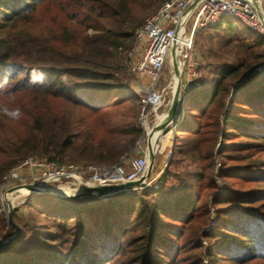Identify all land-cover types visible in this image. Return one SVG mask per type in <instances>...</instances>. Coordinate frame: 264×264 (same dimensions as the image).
<instances>
[{
	"label": "trees",
	"instance_id": "1",
	"mask_svg": "<svg viewBox=\"0 0 264 264\" xmlns=\"http://www.w3.org/2000/svg\"><path fill=\"white\" fill-rule=\"evenodd\" d=\"M51 3L66 10L70 19L76 18L75 24L64 23L59 31L47 34L29 31L41 8ZM132 5V0H0V181L30 155L60 163L109 165L134 152L135 139L142 133L136 123L139 97L123 87L119 58L140 24ZM55 21L50 24L57 26ZM80 25L83 30L76 29ZM208 29L236 36L241 60L210 83L204 76L184 94L179 108L183 116L179 114L175 124L167 170L158 189L143 185L141 193L117 191L82 198L43 194L37 199L35 195L42 193H32L24 201L30 220L12 213L19 234L0 247V264L264 262V187L231 189L232 195L214 200L229 204L240 217L230 227L218 222L205 232L208 209L197 207L194 192L185 184L167 185L176 178L171 166L181 159L201 158L210 170L217 157L223 156L221 165L224 159L232 160L231 155H221L223 148L234 153L264 146L260 144L264 142V67L255 70L264 59V51L257 49L264 47V38L233 17L222 18L195 36ZM55 101L63 103V110L55 108ZM240 106L252 108L255 119L244 117ZM15 110L22 115H15ZM226 137L231 142L261 141L227 146ZM228 170L241 180L264 182V160L257 166L246 163ZM228 173L218 169L215 174L225 178ZM213 176L209 175V188ZM0 227H6L1 212ZM13 230L9 225L7 233Z\"/></svg>",
	"mask_w": 264,
	"mask_h": 264
},
{
	"label": "built area",
	"instance_id": "2",
	"mask_svg": "<svg viewBox=\"0 0 264 264\" xmlns=\"http://www.w3.org/2000/svg\"><path fill=\"white\" fill-rule=\"evenodd\" d=\"M253 2L259 10L253 7ZM226 17L238 19L248 30L264 38V0H162L157 9L134 30V45L131 50L140 51V56L130 70L143 81L142 95H139L141 107L138 114L139 126L143 133L134 143L137 156L128 158L122 156L119 162L111 165L85 166L67 165L45 157L27 156L2 175L0 195L3 194L7 185L10 183L14 185L17 182L19 184L12 188L19 194L27 185L49 189L72 186L77 179L80 180L77 191L91 186H106L138 180L147 165L148 149L144 146V142L154 133L153 123L150 120L152 112L156 111L160 105L170 104L171 99L167 96L171 91L170 88L174 89L175 86L174 82L172 86L169 84L159 86L162 69L171 59L172 45H175L179 60L183 88L199 84L204 77L205 69L195 58L193 51L195 35L199 30L213 26ZM263 67L264 59L255 70L260 71ZM172 130L173 127L170 133ZM23 169L39 171L32 175L33 180L30 184L24 182L20 184L24 180L21 175ZM145 181L143 184L146 183ZM136 187L121 191L132 193ZM26 190L28 193L17 204L24 203L26 197L33 193L32 190Z\"/></svg>",
	"mask_w": 264,
	"mask_h": 264
},
{
	"label": "rangeland",
	"instance_id": "3",
	"mask_svg": "<svg viewBox=\"0 0 264 264\" xmlns=\"http://www.w3.org/2000/svg\"><path fill=\"white\" fill-rule=\"evenodd\" d=\"M162 0H132V6H133V11L137 15V18L140 19V26L144 19L153 13L159 4L161 3ZM59 9V6L55 3H51L50 5H44V7L41 8L39 13L36 16V23L31 24L28 27L29 31H35V32H41L43 34L50 33L52 30L58 29L60 30L61 26L64 23L69 24V25H74L75 22L77 21L76 18L70 19L69 16H67V11L62 9ZM55 19L57 26L51 25L50 23ZM79 23V22H78ZM76 29L78 28L79 30H83L84 27L82 25L80 26H75ZM137 28V27H136ZM89 33L91 32L90 30L88 31ZM81 37V35H79ZM229 36L228 34L224 33L222 29H208L204 30L203 32H200L197 37L195 36L194 38V47L193 51L195 54L196 61L202 65L205 69V80H207L208 83L218 79L220 71L223 69L230 67L232 65H235L238 61L241 60V57H237V52L239 51L240 43L234 39L236 36ZM134 45V37L132 38V42L130 46L123 50L122 53L119 55L120 60L123 62L124 66V72L122 74V85L123 87L127 90L128 93H133L137 97L139 95H142L141 91L139 90H134L133 88L139 86L140 88L143 87V81L138 79L130 70L131 66L133 63H135L140 56V51H132L131 49L133 48ZM258 51L262 52L264 51V47L261 46L257 48ZM210 68H207V66ZM173 82L176 83L175 81V76H174V69H173V64L171 59L166 62L162 69V76L159 81V86H164L166 84L173 85ZM168 99H171L170 96H167ZM140 102V99H139ZM138 102V108L136 112V123H138V114L140 111L141 104L139 105ZM17 103V102H16ZM61 101H55L54 106L55 108L63 110L64 105ZM63 106V107H62ZM149 107V106H148ZM242 109H244L242 115L247 118H253L254 110L245 106H240ZM6 110H9L8 106H5ZM15 115H22V112L16 111L15 110ZM161 113V107L159 109H156V111L152 112V119L154 120L157 118V116ZM246 115V116H245ZM179 116V113H175V117ZM159 117V116H158ZM22 117L17 118L18 121L16 122L15 125H17ZM162 121V120H161ZM14 129L17 130V126H13ZM140 127V126H139ZM141 128V127H140ZM142 130V129H141ZM143 133V132H142ZM141 133V135H142ZM228 133V132H227ZM171 134V133H170ZM169 134V139H167L168 136H166V143L172 142V138H170ZM140 135V136H141ZM153 135V134H152ZM168 135V134H167ZM137 137V139L140 138ZM163 135H161L162 137ZM158 136V138H161ZM157 137H152L150 136V148L153 143L156 144L158 142L156 140ZM228 137H226L223 140V144L232 145V143H243V142H251L252 139L246 140L245 138H240L235 140L234 142L228 141ZM255 141V142H254ZM253 143H257L261 140L255 139ZM135 143V142H134ZM219 143V142H218ZM261 145H264L263 143H260ZM217 145L215 146V148ZM135 149V147H134ZM170 149L169 145L164 147L160 152H158L154 156V161L152 165V169L150 171V174L148 178L146 179V184H143L146 186L149 190H155L158 189L159 185H161V180L162 177L167 170V164L168 160L170 157ZM138 153L134 151V153H129L126 158L128 157H133L137 156ZM221 155H231L232 160L230 159H224L225 164L222 163V157H217L215 159V165L212 169H207L205 166L207 165L208 161H204L201 158L198 159H191V158H185L181 159L178 163H175L171 166L170 171L173 172L176 175V178L169 179L167 181V185L171 187L174 184H185L188 187V190L192 193L194 192L196 196V202H197V207L199 205H204L209 213L210 216H208L207 221H206V226L202 228L203 231L208 232L211 229H214L217 225L219 226L218 222L221 225H226L230 227L233 219L235 217L239 218L240 217V212L234 211V208L232 206H228L229 204H224V203H214V200L220 199L223 197H227L232 195L230 193L232 190L233 191H245L248 189H254L256 187H264V182L259 184L256 183V181H252L250 179L252 178H245V179H239L237 176H233L232 172H230L228 169L233 168V167H239L242 168L246 163H253L254 165H258L261 163V161L264 160V146L262 147H257V148H248L247 150H241L240 148L236 152H230V147L228 148H223L222 154ZM30 156H35V157H42L39 155H30ZM226 158V157H224ZM119 162V161H117ZM115 162V163H117ZM60 163V162H59ZM64 164L67 165H78V166H85L89 164H97V163H79V162H74V161H65ZM100 165H108V164H100ZM111 165V164H109ZM218 169H223V171H228L227 177H219L215 173L217 172ZM225 169V170H224ZM255 171L256 168H254ZM39 171L34 169V170H26L23 169L21 170V175L24 177L23 181L21 183H28L30 184L31 181L33 180L32 175L37 174ZM213 175V187H207V184L209 182V175ZM19 183H10L7 185L6 189H4V192L2 195H0V212L3 214L4 219L6 220V227L1 228L0 227V242L4 241L7 237L11 236L14 233V230L8 234V227L9 223L7 220V213L8 209L11 206L12 213L17 211L18 216L24 217L25 220H30L31 215L30 211L28 210L26 204L24 203H12L11 198H16L19 194L16 193L13 186L18 185ZM141 185V186H143ZM189 185V186H188ZM141 186H137L135 192L141 193L143 190L140 188ZM184 186V185H183ZM146 188V189H147ZM84 188H81L83 190ZM232 189V190H231ZM80 190V191H81ZM179 190H182V186L179 188ZM12 191V192H11ZM15 192V193H14ZM68 189L65 191V194H68ZM28 193V192H27ZM74 193V191H70V194ZM30 197V195H28ZM27 196V197H28ZM26 197V198H27ZM28 197V198H29ZM35 197L37 199H43L44 195L43 194H36ZM2 199V200H1ZM233 211V212H232ZM214 221L216 223H214ZM240 221V219L238 220ZM14 222V221H13ZM15 223V222H14ZM207 241V239H205ZM202 246L204 251H207L209 249L208 243L202 241ZM256 264H264L261 260L258 262H254ZM252 263V264H254Z\"/></svg>",
	"mask_w": 264,
	"mask_h": 264
},
{
	"label": "water",
	"instance_id": "4",
	"mask_svg": "<svg viewBox=\"0 0 264 264\" xmlns=\"http://www.w3.org/2000/svg\"><path fill=\"white\" fill-rule=\"evenodd\" d=\"M253 7L256 8L257 10H259L255 2H253ZM170 55H171V61L173 64L174 76H175L176 83L174 86V92L172 95L171 103H170L168 109L162 113L164 116L163 120L156 127L159 130L160 134L163 136L164 135L168 136L170 134V131H171L173 125H175L177 120H178V116L177 117H174V116H175V113L179 109V103L181 100L180 90L183 89V85L181 84V70H180V66H179V60H178L176 52H175V45L174 44L172 45V47L170 49ZM149 140H150V138H149ZM157 147H158V142H156L154 149H151L149 147L147 165H146V168L144 170V173L142 174V176L138 180L125 182V183H119V184H111V185H106V186L86 187L83 190L77 191V192L72 193V194H60V193L52 192L49 189H42L39 187H34L33 185H27L23 188L28 189V190H32L33 193H42V194L54 196V197L82 198V197H87V196L108 195V194H111V193H114L117 191H121V190L126 189V188H132L135 186H139V185L143 184V182L148 178V176L150 174ZM7 220H8V223L14 228V233L11 236L7 237L4 241H1L0 247L5 246L6 244L15 240L19 234V227L13 222V219H12L11 206L8 209Z\"/></svg>",
	"mask_w": 264,
	"mask_h": 264
},
{
	"label": "crops",
	"instance_id": "5",
	"mask_svg": "<svg viewBox=\"0 0 264 264\" xmlns=\"http://www.w3.org/2000/svg\"><path fill=\"white\" fill-rule=\"evenodd\" d=\"M198 85V84H197ZM197 85H195V86H197ZM195 86H191V87H188V88H183V89H181L180 90V98H181V100H180V103H179V108L181 107V104H182V101H183V97H184V94L187 92V91H189V90H191L192 88H194ZM134 90H140V91H142V88H140L139 86H137V87H135V88H133ZM169 89V88H168ZM170 93H168V95L169 96H171L170 98H171V100H172V95H173V92H174V89H171L170 88ZM170 103H171V101H170ZM170 105V104H169ZM169 105H160L157 109H159L160 107H161V111H162V113L164 112V111H166L167 109H168V107H169ZM179 114H180V116L182 117L183 116V111L182 110H179L178 109V111H177ZM159 115H161V113L159 114ZM158 115V116H159ZM157 116V118H155L154 120H152V123H153V127H154V125H155V123L158 121V119H160L159 117ZM175 117V116H174ZM152 119V118H151ZM174 129H175V125L173 126V130H172V132H171V134H170V138H173V135H174ZM153 135H155V134H153ZM153 137V136H152ZM155 137V136H154ZM167 139H169V137H167ZM165 140H166V136L164 135V136H162L159 140H158V147H157V150H156V154L158 153V152H160V150H162L164 147H166L167 145H169V149H170V151H171V147H172V142H169V143H166L165 142ZM144 146L148 149V152H149V147H150V142H149V139H147L145 142H144ZM134 151L135 152H137V150H135L134 149ZM134 153V152H133ZM155 154V155H156ZM146 184V183H145Z\"/></svg>",
	"mask_w": 264,
	"mask_h": 264
},
{
	"label": "bare ground",
	"instance_id": "6",
	"mask_svg": "<svg viewBox=\"0 0 264 264\" xmlns=\"http://www.w3.org/2000/svg\"><path fill=\"white\" fill-rule=\"evenodd\" d=\"M163 117L164 116H162V115H159V118L160 119H158V121L155 123V125H154V127H153V131H154V133H152V134H155V135H152L151 134V136H155V137H157L156 138V140L158 141L159 140V138H158V136H160L161 137V134H160V132H159V130L156 128L157 126H158V124L161 122V120H163ZM155 148V143H153L152 145H151V149H154ZM80 183V180L79 179H77V182L75 183V184H73L72 186H59V187H57V188H54V187H50L49 188V190H51L52 192H56V193H60V194H65V191L68 189V194H70V191H74V193L78 190V184ZM23 190H25V191H23ZM28 191L26 190V189H22L21 190V192L19 193V195L16 197V198H11L12 199V203L14 204V203H18V202H20V200L25 196V194L27 193Z\"/></svg>",
	"mask_w": 264,
	"mask_h": 264
}]
</instances>
